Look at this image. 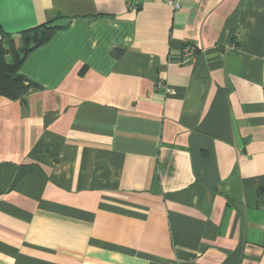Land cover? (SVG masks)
Wrapping results in <instances>:
<instances>
[{"label": "crops", "instance_id": "1", "mask_svg": "<svg viewBox=\"0 0 264 264\" xmlns=\"http://www.w3.org/2000/svg\"><path fill=\"white\" fill-rule=\"evenodd\" d=\"M177 1L0 0V264H264V0Z\"/></svg>", "mask_w": 264, "mask_h": 264}, {"label": "trees", "instance_id": "2", "mask_svg": "<svg viewBox=\"0 0 264 264\" xmlns=\"http://www.w3.org/2000/svg\"><path fill=\"white\" fill-rule=\"evenodd\" d=\"M55 30L56 27L47 22L20 32L19 36L23 39L20 50L15 49L10 34L0 37V98L26 104L28 94L37 87L19 73V67L28 53L49 41ZM120 52L122 51L116 50L115 55L119 56ZM6 56H10V62H7Z\"/></svg>", "mask_w": 264, "mask_h": 264}, {"label": "built area", "instance_id": "3", "mask_svg": "<svg viewBox=\"0 0 264 264\" xmlns=\"http://www.w3.org/2000/svg\"><path fill=\"white\" fill-rule=\"evenodd\" d=\"M141 0H125L126 2V6L129 9H138L139 4H140ZM166 5L171 7L173 10H179L180 9V5L179 2L177 0H166ZM196 53V47L192 44H187L184 46L183 50H182V57L179 60V63H186L188 62ZM162 84H159V87H161ZM166 93H169V89L166 88L165 89ZM172 264H182L180 262H174Z\"/></svg>", "mask_w": 264, "mask_h": 264}, {"label": "rangeland", "instance_id": "4", "mask_svg": "<svg viewBox=\"0 0 264 264\" xmlns=\"http://www.w3.org/2000/svg\"><path fill=\"white\" fill-rule=\"evenodd\" d=\"M13 44L15 46V49L20 50L23 45V39L18 36L17 38L13 39ZM7 62H10V56H6Z\"/></svg>", "mask_w": 264, "mask_h": 264}]
</instances>
